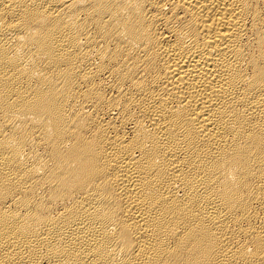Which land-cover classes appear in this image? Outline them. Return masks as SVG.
Returning a JSON list of instances; mask_svg holds the SVG:
<instances>
[{"label": "bare ground", "instance_id": "6f19581e", "mask_svg": "<svg viewBox=\"0 0 264 264\" xmlns=\"http://www.w3.org/2000/svg\"><path fill=\"white\" fill-rule=\"evenodd\" d=\"M0 264H264V0H0Z\"/></svg>", "mask_w": 264, "mask_h": 264}]
</instances>
